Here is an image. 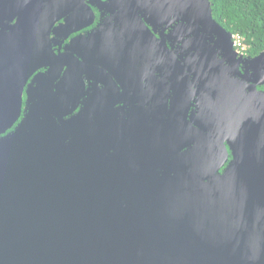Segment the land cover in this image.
Masks as SVG:
<instances>
[{
  "label": "water",
  "instance_id": "water-1",
  "mask_svg": "<svg viewBox=\"0 0 264 264\" xmlns=\"http://www.w3.org/2000/svg\"><path fill=\"white\" fill-rule=\"evenodd\" d=\"M125 2L117 14L132 40L160 23L183 46V60L148 53L168 79L162 146L160 136L130 156L129 135L102 142L98 126L56 120V79L40 75L44 100L0 139V264H264V52L240 83L233 35L209 0ZM197 90L206 128L189 136ZM185 138L209 143L210 153L183 154ZM225 140L233 158L220 173Z\"/></svg>",
  "mask_w": 264,
  "mask_h": 264
},
{
  "label": "flooded vegetation",
  "instance_id": "flooded-vegetation-1",
  "mask_svg": "<svg viewBox=\"0 0 264 264\" xmlns=\"http://www.w3.org/2000/svg\"><path fill=\"white\" fill-rule=\"evenodd\" d=\"M126 2L0 0V126H9L0 132V139L20 126L31 105L44 100L39 97L36 79L51 72L56 80L50 105L56 120L77 118L98 126L102 142L107 137L129 135L130 156L139 153V144L150 150L149 142L160 136L162 146L167 120L164 108L168 106L163 94L164 89L168 93V79L165 70L157 69V64L151 66L148 53L154 52L162 61L168 60V52L183 60V46L177 40L170 41L167 35L172 27L160 23L156 30L150 26L154 36L142 30L132 40L135 32L130 31V25L120 23L117 14L127 10L119 7ZM233 50L238 52L230 60L237 73L234 79L242 83L259 70L260 65L252 63L258 55ZM216 53L218 61L228 66L222 52ZM257 89L264 91V85ZM199 97L197 90L185 125L189 136L200 126L206 128L197 121ZM34 109L39 110V106ZM152 132L156 133L153 139ZM223 145L227 153L220 173L233 158L229 142L225 140ZM180 146L190 157L207 156L211 151L209 143L204 145L194 138L183 139Z\"/></svg>",
  "mask_w": 264,
  "mask_h": 264
},
{
  "label": "trees",
  "instance_id": "trees-1",
  "mask_svg": "<svg viewBox=\"0 0 264 264\" xmlns=\"http://www.w3.org/2000/svg\"><path fill=\"white\" fill-rule=\"evenodd\" d=\"M212 16L227 32L239 36L244 54L264 52V0H209Z\"/></svg>",
  "mask_w": 264,
  "mask_h": 264
},
{
  "label": "built area",
  "instance_id": "built-area-1",
  "mask_svg": "<svg viewBox=\"0 0 264 264\" xmlns=\"http://www.w3.org/2000/svg\"><path fill=\"white\" fill-rule=\"evenodd\" d=\"M233 41H234V48H236L238 51H242L244 49L239 36H234Z\"/></svg>",
  "mask_w": 264,
  "mask_h": 264
}]
</instances>
